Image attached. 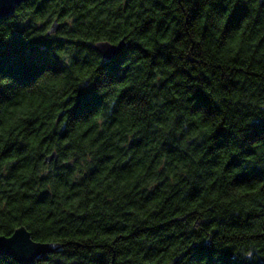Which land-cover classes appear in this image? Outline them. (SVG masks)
<instances>
[{
    "label": "trees",
    "instance_id": "obj_1",
    "mask_svg": "<svg viewBox=\"0 0 264 264\" xmlns=\"http://www.w3.org/2000/svg\"><path fill=\"white\" fill-rule=\"evenodd\" d=\"M22 107L0 235L50 244L32 264H264V0H27L0 19V122Z\"/></svg>",
    "mask_w": 264,
    "mask_h": 264
},
{
    "label": "water",
    "instance_id": "obj_2",
    "mask_svg": "<svg viewBox=\"0 0 264 264\" xmlns=\"http://www.w3.org/2000/svg\"><path fill=\"white\" fill-rule=\"evenodd\" d=\"M27 0H0V19L13 14L16 7ZM60 28V23L56 19L50 24L47 34L55 33ZM103 47H98L99 44ZM125 47L124 40L121 39L117 43L109 41H98L95 49L98 53L107 54L108 60L117 56ZM57 158L55 150L48 153L44 161L49 163ZM48 251H52L50 244L40 243L32 239L31 233L25 226H19L14 229L10 235H0V255L8 256L18 264H32L36 259L45 255Z\"/></svg>",
    "mask_w": 264,
    "mask_h": 264
},
{
    "label": "clouds",
    "instance_id": "obj_3",
    "mask_svg": "<svg viewBox=\"0 0 264 264\" xmlns=\"http://www.w3.org/2000/svg\"><path fill=\"white\" fill-rule=\"evenodd\" d=\"M104 45L101 43L98 45V47H103ZM85 57L87 56V53L84 54ZM101 60H105L107 58V54L104 52L99 53ZM64 62L66 64H70V60L67 58V56L64 57ZM82 71V70H81ZM72 79L74 81H78L81 85H83L86 81L89 83H93L94 80L91 79L88 76H84L83 78L79 77V76H73ZM57 95H63V90H57ZM114 107V101L109 103V107H108V111L111 110V108ZM36 109H28L26 107H22L19 109L15 110V115H16V120L15 123L13 124L12 128H7L5 127V123L7 122L8 117H10L13 114V110L9 109V112L7 114V116H5L3 118V122H0V136H8L11 135L13 132L16 131V129L19 127V125L26 119H28L29 116H32L34 114H36ZM103 119L104 117L102 115L97 114L96 119H95V123L98 125H101L103 123ZM187 129V122L184 123L183 125V130ZM152 132L154 135L158 134V135H163V136H168L171 135L174 132L173 128H164L160 123H155L152 127ZM206 134V133H205ZM129 135H131V133H129ZM181 137H177V139H179ZM204 138V136L201 134V132L199 130H197L196 132L192 133L189 137H188V141H185V143L187 144L189 141H196L198 142L199 140H202ZM245 256L250 257L251 256V252H246Z\"/></svg>",
    "mask_w": 264,
    "mask_h": 264
}]
</instances>
